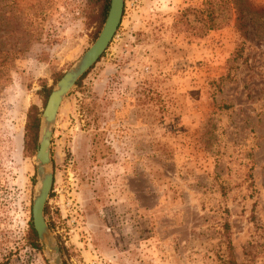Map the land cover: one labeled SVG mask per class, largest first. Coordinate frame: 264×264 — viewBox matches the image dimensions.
I'll return each instance as SVG.
<instances>
[{
	"label": "rangeland",
	"instance_id": "rangeland-1",
	"mask_svg": "<svg viewBox=\"0 0 264 264\" xmlns=\"http://www.w3.org/2000/svg\"><path fill=\"white\" fill-rule=\"evenodd\" d=\"M102 6L0 0V263L48 264L26 240L40 116ZM83 76L51 140L64 261L264 264V0H125Z\"/></svg>",
	"mask_w": 264,
	"mask_h": 264
},
{
	"label": "water",
	"instance_id": "water-1",
	"mask_svg": "<svg viewBox=\"0 0 264 264\" xmlns=\"http://www.w3.org/2000/svg\"><path fill=\"white\" fill-rule=\"evenodd\" d=\"M125 0H109V9L103 26L93 44L63 74L50 92L39 121L35 154L37 181L31 206V224L37 242L48 264H67L60 247L46 221L45 206L53 185L51 140L57 112L62 101L78 80L98 61L108 48L121 23Z\"/></svg>",
	"mask_w": 264,
	"mask_h": 264
},
{
	"label": "trees",
	"instance_id": "trees-1",
	"mask_svg": "<svg viewBox=\"0 0 264 264\" xmlns=\"http://www.w3.org/2000/svg\"><path fill=\"white\" fill-rule=\"evenodd\" d=\"M107 11H108V0H103V6H102V12H101L102 20L105 18ZM207 23H209V22H207L205 20L203 21V25L206 26ZM208 27H209V29L211 28V26H208ZM0 72H2V71L0 70ZM5 72H3L2 77H4ZM7 75H8V73H7ZM83 77L84 76H82L80 78V80L83 79ZM79 81L77 83H79ZM49 93H50V89L47 90L45 97H47V95H49ZM38 115L39 114H37V116L34 118L32 129L31 130L29 128L27 129L26 149H28V150H30V149L34 150V147H35L37 128H38V120H39ZM28 136H30V137L27 138ZM44 213H45V215L47 214L46 208H45ZM26 240H27L28 245H30L31 249H33L37 253H40L41 249H40V246L37 242L36 235H35V232L33 231L31 222H29V224H28V231H27V239ZM0 264H8V263L6 261V262H1Z\"/></svg>",
	"mask_w": 264,
	"mask_h": 264
}]
</instances>
